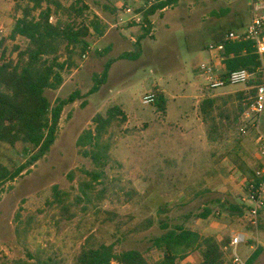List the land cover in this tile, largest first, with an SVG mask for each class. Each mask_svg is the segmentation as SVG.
<instances>
[{
	"label": "rangeland",
	"instance_id": "obj_1",
	"mask_svg": "<svg viewBox=\"0 0 264 264\" xmlns=\"http://www.w3.org/2000/svg\"><path fill=\"white\" fill-rule=\"evenodd\" d=\"M19 1L0 0V24L8 33L21 16L16 11ZM257 1L264 4V0H181L151 19L152 36L142 42L139 59L129 61L120 58L136 50L142 25L119 24L124 16L118 8L138 5L131 0H85L87 16L74 22L88 23L96 17L104 33H91L87 58L77 52L71 59L73 65L63 73L61 88L47 92L53 103L76 90L84 99L65 108L50 153L0 190V264H77L83 250L101 244H114L117 253L138 250L150 264H159L162 253L153 242L166 232L165 225L183 224L202 236L216 238L222 246L232 233L250 231L245 219L220 215L217 209L207 220L186 221L184 217L199 214L212 199L226 198L227 193L228 199L239 202L247 195L240 168L230 158L215 159L214 152L220 149L224 154L240 147L256 155L254 135L239 132L252 104L242 114L239 106L247 108L254 98L248 84L209 90L199 67L215 61L220 65L219 53L209 52L207 47L229 31L245 29L253 7L259 6ZM73 2L63 0L65 6ZM26 44L22 39L8 42V57L17 60L11 55L14 46L24 48ZM68 58L63 52L61 60ZM109 61L112 68L107 84L86 97ZM155 88L169 100L166 114L143 104L144 96ZM241 93L245 99L239 98ZM208 98H217L220 108L230 112L228 122L218 117L213 127L204 122L200 105ZM114 106H122L128 120L122 123L120 118L105 136V141L110 136L113 145L111 160L101 183L94 184L87 198L81 195L79 184L88 179L85 172L93 171L95 165L84 156L79 140L95 129L98 115ZM260 130L264 134V112ZM0 152L7 166L26 160L22 145L13 148L0 143ZM219 159H227L228 166L217 165ZM249 163L257 169L256 161L249 159ZM56 186L59 197L55 196ZM206 188L213 194L197 198V192ZM149 221L153 226L147 229ZM261 226L259 243L250 240L248 247L239 250L248 258L253 253L249 245L262 248L254 264H264V214ZM201 259L196 252L188 262L198 264Z\"/></svg>",
	"mask_w": 264,
	"mask_h": 264
},
{
	"label": "trees",
	"instance_id": "obj_2",
	"mask_svg": "<svg viewBox=\"0 0 264 264\" xmlns=\"http://www.w3.org/2000/svg\"><path fill=\"white\" fill-rule=\"evenodd\" d=\"M131 1L138 5L134 8L135 12L142 14L143 34L135 44L136 50L123 54L120 59L136 61L142 53V42L152 36L151 19L158 12H164L176 6L181 0H159L146 11L140 7V3H146L149 0ZM16 11L20 12L21 16L16 19L9 37L3 40V44L7 41L16 42L18 38L25 40L27 44L24 48L14 46L11 55H16L17 60L8 57L7 49L0 58V143L13 148L22 145L26 160L21 165L7 166L3 163L0 152V190L28 173L50 153L57 141L65 108L84 99V95L80 90H76L67 99L59 98L53 103L47 92L61 88L64 83L63 73L70 66L69 64L73 65L71 59L77 52L83 56L89 52L91 33L95 31L100 36L104 33L102 23L96 17L88 23L83 22L77 25L74 22V20L84 19L87 16L89 7L85 0H74L69 6H65L63 0H20ZM118 11L123 12L119 8ZM54 16L60 17L54 22ZM61 16L68 20L64 21ZM225 35L217 37L214 41L221 45L219 60L225 71L224 78H227L233 71L247 70L254 76L248 83L249 93L254 98L257 95L256 87L264 83V59L262 60L256 53L252 42L224 41ZM207 50L210 52L209 47ZM63 52L69 54L67 61L61 60ZM111 68L112 62L109 61L101 76L95 78V85L86 97L97 93L103 85L107 84ZM153 93L157 95L154 105L156 110L161 114H166L169 108L166 94L157 88ZM238 96L240 99H245V93ZM218 101L217 98H208L200 105L203 120L211 127L215 125L218 118L227 122L230 120V112L220 108ZM85 103L86 101L84 105ZM251 104L252 102L247 108H242L240 105L241 114ZM215 113L217 116L214 115ZM120 118L122 123L128 120L123 107L114 106L105 115L100 114L95 118L96 126L93 131H88L80 137L79 147L84 156L95 165L93 171L85 172L88 179L79 184L80 193L84 197L88 198L94 189V184L101 183L105 176V168L111 160L113 145L110 136L106 141L104 138L108 136L113 125ZM211 142L216 143L213 138ZM222 157L230 158L247 180L253 178L255 174L249 159L256 161L257 168L260 166L255 154H249L240 147L224 154L220 149H216L214 158ZM216 162L218 165L222 159ZM54 192L55 196L59 197L58 186L54 187ZM211 194L213 192L206 188L198 192L196 196L200 198ZM225 197L212 199L202 212L197 215L188 214L184 219L186 221L192 218L207 220L215 215L217 209L220 215L225 214L239 221L244 220L248 215L249 207L242 200L239 202L235 198L228 199L231 197L228 193ZM263 214L262 212L260 216L259 228L262 227ZM246 225L247 229L252 231V228ZM152 226L153 223L149 221L147 229ZM164 229L166 232L153 242L154 247L162 253V260L159 264H192L187 260L196 252L202 255L198 264H223L225 262L224 247L230 244V238H226L222 246L216 238L202 236L183 224L175 225L173 228L165 225ZM251 243L250 241L249 244ZM262 252V248L257 249L249 257L247 264H254ZM113 262L150 264L142 252L129 250L117 253L114 244H101L98 247L85 249L77 260V264H111Z\"/></svg>",
	"mask_w": 264,
	"mask_h": 264
},
{
	"label": "built area",
	"instance_id": "obj_3",
	"mask_svg": "<svg viewBox=\"0 0 264 264\" xmlns=\"http://www.w3.org/2000/svg\"><path fill=\"white\" fill-rule=\"evenodd\" d=\"M159 0H149L146 3H140V7L146 11L150 9ZM264 5V4H263ZM123 16L119 21V24H144L141 13H136L131 7H125L123 9ZM126 17V18H125ZM7 29L0 24V58L7 49V43L3 44V40L9 37ZM21 38H18V40ZM224 41L229 42H252L256 53L264 59V14H254L251 18L250 24L241 32L229 31L226 33ZM17 42V41H16ZM210 52L221 51V45L213 43L209 46ZM88 52L83 56L87 58ZM220 54V53H219ZM199 73L204 77L206 86L209 90L216 91L224 89L227 86H246L253 75L247 70L241 69L231 72L227 78H224L225 71L223 68H218L214 63H203L199 67ZM257 95L253 99V103L250 108V112H247L243 118L239 128V132L243 136L253 134L255 143L258 146L259 154L262 159L260 166L255 170L253 178H246L247 195L242 200L247 202L249 207L248 215L245 217L246 224H248L252 231L249 232H234L230 236V244L224 247L226 255L225 262L223 264H247L248 258H243L240 255V248L242 246L248 247L250 240H258L259 220L261 213L264 212V134L260 130L261 117L264 112V83L256 87ZM157 95L155 93L146 94L143 98V104L145 106H153L156 104ZM247 228V225H246ZM253 253L257 250L254 245H249ZM228 253L231 255L228 256ZM252 253V254H253ZM228 258V260H227ZM111 264H120L113 262Z\"/></svg>",
	"mask_w": 264,
	"mask_h": 264
},
{
	"label": "crops",
	"instance_id": "obj_4",
	"mask_svg": "<svg viewBox=\"0 0 264 264\" xmlns=\"http://www.w3.org/2000/svg\"><path fill=\"white\" fill-rule=\"evenodd\" d=\"M258 2V7H255V9L253 8V15L254 14H264V5L262 4V2H260V1H257ZM257 2H256V4H257ZM253 15H252V17H253ZM251 17V18H252ZM218 57L216 56V58L215 59H217ZM218 68H223V66H221V65H219V64H217V61H215V63H214ZM225 89V88H224ZM220 90H223V89H220ZM124 110V109H123ZM125 111V110H124ZM125 113H126V111H125ZM156 119H159V116H157L156 117ZM256 157L258 158V160H259V162H260V164H261V162H262V159H261V157H260V154H259V150L258 151H256ZM220 164H222V165H224L223 167H227L228 166V162H227V159H225L224 161L222 160V162L220 163ZM245 179H246V177H244ZM221 191V190H220ZM200 192V191H199ZM213 192V191H212ZM198 193V192H197ZM191 257V256H190ZM189 257V258H190ZM189 260V259H188ZM187 260V261H188ZM193 264V263H192Z\"/></svg>",
	"mask_w": 264,
	"mask_h": 264
}]
</instances>
